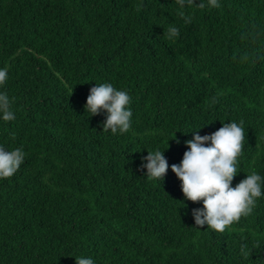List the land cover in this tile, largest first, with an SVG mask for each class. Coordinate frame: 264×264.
<instances>
[{"label": "trees", "instance_id": "16d2710c", "mask_svg": "<svg viewBox=\"0 0 264 264\" xmlns=\"http://www.w3.org/2000/svg\"><path fill=\"white\" fill-rule=\"evenodd\" d=\"M180 11L177 0H0V91L16 117L0 120V145L25 153L0 179V264H264V197L215 232L194 224L202 202L171 172L192 131L234 121L245 142L232 185L264 175V0L189 6L187 22ZM105 82L131 97L126 132L85 111ZM156 150L161 181L142 168Z\"/></svg>", "mask_w": 264, "mask_h": 264}, {"label": "clouds", "instance_id": "9594fccd", "mask_svg": "<svg viewBox=\"0 0 264 264\" xmlns=\"http://www.w3.org/2000/svg\"><path fill=\"white\" fill-rule=\"evenodd\" d=\"M180 16L187 22L191 17L183 9L186 7H220V0H177ZM180 29L169 26L168 38L179 37ZM8 80V71L0 67V86ZM131 97L126 90L118 89L111 83H99L89 90L85 111L90 116L105 114L103 131L123 133L131 127L133 112ZM15 112L12 101L6 92L0 91V120L13 121ZM211 134L199 135L198 130L191 140L185 141L188 149L179 164L171 165V172L181 182L185 200L202 202V207L191 212L196 226H207L215 232L223 233L229 226L249 216L256 207L257 200L264 197V175L252 171L235 186L234 177L238 174V159L242 155L245 142V129L242 124L229 121ZM168 147V145H167ZM165 151V150H164ZM164 151H148L143 158L142 168L146 177L161 181L169 169ZM25 159L22 148L7 150L0 145V179L12 177ZM75 264H97L91 256L75 257Z\"/></svg>", "mask_w": 264, "mask_h": 264}]
</instances>
